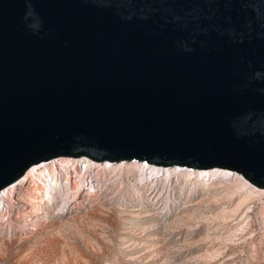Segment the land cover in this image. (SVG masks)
<instances>
[{"label": "water", "instance_id": "1", "mask_svg": "<svg viewBox=\"0 0 264 264\" xmlns=\"http://www.w3.org/2000/svg\"><path fill=\"white\" fill-rule=\"evenodd\" d=\"M68 156L264 187V0H0V190Z\"/></svg>", "mask_w": 264, "mask_h": 264}, {"label": "rangeland", "instance_id": "2", "mask_svg": "<svg viewBox=\"0 0 264 264\" xmlns=\"http://www.w3.org/2000/svg\"><path fill=\"white\" fill-rule=\"evenodd\" d=\"M85 157L50 166L59 181L69 177L64 210L47 202L39 175L9 195L0 210V264H264V187L225 169L208 179L157 165L159 186L150 180L144 190L154 177L147 162ZM77 183V191L87 188L74 195Z\"/></svg>", "mask_w": 264, "mask_h": 264}, {"label": "bare ground", "instance_id": "3", "mask_svg": "<svg viewBox=\"0 0 264 264\" xmlns=\"http://www.w3.org/2000/svg\"><path fill=\"white\" fill-rule=\"evenodd\" d=\"M84 157L85 156H79V157L78 156L77 157H69L68 156V157H65L66 159H63V160H69L70 161V159L71 160L74 158L81 159ZM87 157H85V158H87ZM88 158L90 160H92L90 157H88ZM54 160H52L50 163L40 164L39 166H31L30 168H28L26 170L25 174L20 179H18L17 181L7 185L6 187L2 188L0 190V210H4L5 207L8 205L7 204L8 203L7 202L8 197L12 192L18 191L19 187L22 184H25L26 182L30 181V176L33 177V176H37V175H39V177L41 178V182L44 184V186L46 188V195H47L46 200H47V202L50 204H53L54 202L58 201L59 210H64L70 204V198H71V193H69L70 191L68 189L69 177L67 178V181H64V182L62 180L59 181L58 174H56L55 170L58 168L61 169V167L58 166L61 164V160H60V158H57L56 161H54ZM131 160H134V159H131ZM136 160H138V159H136ZM136 160L132 161V162H138L139 163L138 166H140V167L142 166L143 162H147L148 165L150 164V166L146 167V171H145L146 176L149 173V171L154 172L153 173L154 177L152 179L146 178L144 185L143 184L141 185L142 189H144V190L147 189L146 187H148L149 184L151 183L150 180L153 181L154 179H157V186H159V180L158 179H159L160 170H157L156 166L161 165V164L155 165V163H151V162H148L146 160H143V161H140V160L136 161ZM53 161L56 162V165L54 166L56 168V169L54 168L55 170L53 168H50ZM92 161H94V160H92ZM121 161H130V160H120V161H117L116 163L121 162ZM94 162H95V164H97L96 162H98V161H94ZM101 162H103V161H101ZM110 162H113V161H110ZM83 163H85V162L83 161ZM162 166H171V167H167V170L171 171V170H173V167L179 166V165L175 164V165H162ZM181 167H184V166H181ZM164 169H166V167H164ZM189 169L201 170L202 174L205 177L206 176L209 177L208 179H211V177L215 178V179L216 178L221 179L222 178V176H221L222 172L220 170L225 169V168L213 167V168H202V169H195V168H189ZM225 170H227V169H225ZM227 171H229V170H227ZM230 174H236V173L232 172ZM217 175H220V176L215 177ZM240 175H242V174H240ZM71 176H73V175H71ZM74 176H76V175H74ZM223 177L227 178V176H223ZM83 178H84L85 185H87L89 182V178H91V172L89 173V175H84ZM78 188H79V183H77V187L75 188L74 195H76V192H79L81 194L82 192H84L86 190L87 187L84 186L82 189L77 191ZM163 197L164 196H162L161 199ZM21 202H23V199L21 197H18L15 199L16 204L17 203L19 204Z\"/></svg>", "mask_w": 264, "mask_h": 264}, {"label": "clouds", "instance_id": "4", "mask_svg": "<svg viewBox=\"0 0 264 264\" xmlns=\"http://www.w3.org/2000/svg\"><path fill=\"white\" fill-rule=\"evenodd\" d=\"M30 7V6H29ZM30 14V13H29Z\"/></svg>", "mask_w": 264, "mask_h": 264}]
</instances>
